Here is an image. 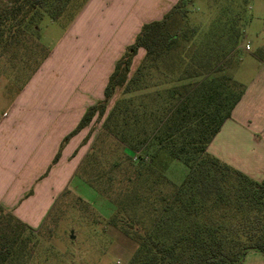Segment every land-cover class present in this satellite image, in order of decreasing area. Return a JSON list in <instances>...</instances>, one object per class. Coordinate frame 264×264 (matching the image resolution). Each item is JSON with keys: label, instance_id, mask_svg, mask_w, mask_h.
<instances>
[{"label": "trees", "instance_id": "obj_1", "mask_svg": "<svg viewBox=\"0 0 264 264\" xmlns=\"http://www.w3.org/2000/svg\"><path fill=\"white\" fill-rule=\"evenodd\" d=\"M86 1L0 0V46L18 53L20 37L28 42L45 14L75 17ZM190 1L143 24L116 61L104 98L62 142L102 119L122 89L77 173L115 203L109 223L136 241L126 264H241L249 251L264 254V180L208 151L246 90L232 70L242 18L223 10L207 29L190 25ZM141 47L145 56L130 76ZM173 160L188 167L179 181L168 175ZM27 230L36 231L0 205V264L26 263Z\"/></svg>", "mask_w": 264, "mask_h": 264}, {"label": "rangeland", "instance_id": "obj_2", "mask_svg": "<svg viewBox=\"0 0 264 264\" xmlns=\"http://www.w3.org/2000/svg\"><path fill=\"white\" fill-rule=\"evenodd\" d=\"M170 1L100 0L91 16L75 27L72 24L76 16L72 14L57 20L45 14L37 31L27 34L28 42L20 37L18 53L4 51L0 46V118L27 86L33 90L34 103L29 107H48L47 102L63 100L66 87L80 86L82 79H95L94 84L98 85L111 65L110 58L126 50L143 24L162 19L169 11L164 9ZM187 9L188 23L203 29L209 28L223 10L230 14L239 12L244 34L233 53L232 70L237 79L248 80L254 69V55L264 54V0H192ZM45 51L46 57L34 70ZM141 57L140 53L135 55V67ZM121 94L122 89H117L107 101L105 116L95 117L87 128V134H91L88 146ZM9 167L14 171L17 166ZM187 170L183 161L173 160L168 175L179 181ZM116 210L114 202L76 171L70 187L56 200L39 230L25 232L30 237L25 264H126L137 243L109 223ZM241 264H264V254L249 251Z\"/></svg>", "mask_w": 264, "mask_h": 264}, {"label": "crops", "instance_id": "obj_3", "mask_svg": "<svg viewBox=\"0 0 264 264\" xmlns=\"http://www.w3.org/2000/svg\"><path fill=\"white\" fill-rule=\"evenodd\" d=\"M99 1L87 0L72 27L83 24L98 8ZM177 1L171 0L164 12ZM139 31L134 33L135 38ZM135 38L130 42L133 43ZM123 53L122 50L110 58L111 65L98 85L94 84L95 79H82L80 86L66 87L63 100L47 102L48 107H29L34 103L31 100L33 90L27 86L1 116L0 205L32 229L39 230L56 200L70 187L90 148L87 144L91 137L87 134L89 125L71 136L63 146L62 142L79 124L88 106L104 97V86ZM139 53L143 59L145 49L139 48L136 56ZM254 57V69L249 79H238L246 85V90L232 115L209 143L208 151L261 181L264 180V60L257 55ZM137 66L132 62L130 76ZM59 151L60 157L54 162ZM10 165L17 167L10 171Z\"/></svg>", "mask_w": 264, "mask_h": 264}]
</instances>
